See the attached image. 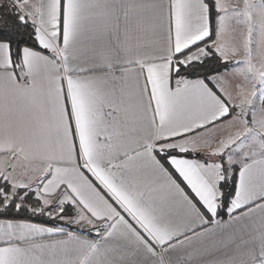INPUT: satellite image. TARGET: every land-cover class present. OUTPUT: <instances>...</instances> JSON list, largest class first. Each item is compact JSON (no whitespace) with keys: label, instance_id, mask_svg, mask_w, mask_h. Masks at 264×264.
<instances>
[{"label":"snow or ice","instance_id":"1","mask_svg":"<svg viewBox=\"0 0 264 264\" xmlns=\"http://www.w3.org/2000/svg\"><path fill=\"white\" fill-rule=\"evenodd\" d=\"M22 4L0 3V264H264V0Z\"/></svg>","mask_w":264,"mask_h":264},{"label":"crops","instance_id":"2","mask_svg":"<svg viewBox=\"0 0 264 264\" xmlns=\"http://www.w3.org/2000/svg\"><path fill=\"white\" fill-rule=\"evenodd\" d=\"M234 2H235V0H234ZM47 3H48V0H25V4H22V7L24 8L25 11L32 13L33 16H35V14L38 11H42L46 15ZM256 19H257V22H259L260 17L257 16ZM254 39H256L258 42L257 48L254 50L255 59L258 61H264V39L259 41L258 35L256 37H254ZM236 126L238 127L239 125L237 124ZM226 131H230V130L226 129L225 131H222L220 133V135H224ZM202 150L206 151L207 149H202ZM20 164L27 165V168H28L27 175L28 176H30L33 179L38 178L39 172L38 171L33 172L32 169L40 167L39 161H18L17 162V171L18 172L20 171V167H19Z\"/></svg>","mask_w":264,"mask_h":264},{"label":"trees","instance_id":"3","mask_svg":"<svg viewBox=\"0 0 264 264\" xmlns=\"http://www.w3.org/2000/svg\"><path fill=\"white\" fill-rule=\"evenodd\" d=\"M12 2V0H0V3L4 4V12H7L9 10L8 5Z\"/></svg>","mask_w":264,"mask_h":264}]
</instances>
